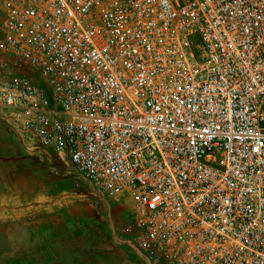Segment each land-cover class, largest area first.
I'll return each instance as SVG.
<instances>
[{
    "label": "built area",
    "instance_id": "2783aa9c",
    "mask_svg": "<svg viewBox=\"0 0 264 264\" xmlns=\"http://www.w3.org/2000/svg\"><path fill=\"white\" fill-rule=\"evenodd\" d=\"M0 11V117L129 195L150 264H264V0Z\"/></svg>",
    "mask_w": 264,
    "mask_h": 264
},
{
    "label": "crops",
    "instance_id": "0c3cea01",
    "mask_svg": "<svg viewBox=\"0 0 264 264\" xmlns=\"http://www.w3.org/2000/svg\"><path fill=\"white\" fill-rule=\"evenodd\" d=\"M82 181L66 157L0 117V264H150L124 231L131 197Z\"/></svg>",
    "mask_w": 264,
    "mask_h": 264
},
{
    "label": "rangeland",
    "instance_id": "374dc122",
    "mask_svg": "<svg viewBox=\"0 0 264 264\" xmlns=\"http://www.w3.org/2000/svg\"><path fill=\"white\" fill-rule=\"evenodd\" d=\"M1 21H2V14H1V11H0V27H1ZM0 34H1V32H0ZM82 182H83V184L85 185V181H82ZM90 185H91V184H90ZM90 185H88V184L85 185L86 188H87L88 190H91ZM92 189H93V188H92ZM6 224H7L6 221L3 220L2 218H0V230H2V229L5 230V228H6V226H7Z\"/></svg>",
    "mask_w": 264,
    "mask_h": 264
}]
</instances>
